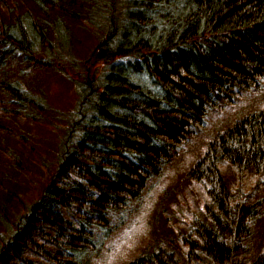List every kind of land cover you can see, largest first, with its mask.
<instances>
[{"label":"trees","instance_id":"16d2710c","mask_svg":"<svg viewBox=\"0 0 264 264\" xmlns=\"http://www.w3.org/2000/svg\"><path fill=\"white\" fill-rule=\"evenodd\" d=\"M95 13L99 24L92 19ZM69 22L83 36L91 25L94 34L104 36L90 53L95 75L70 73L75 86L89 80L92 87L77 86L72 110L48 117L52 128H63L54 176L64 174L66 185L54 190L46 183L36 201L41 209L35 211L33 203L26 215L11 216V207L0 202V264H93L111 232L124 222L130 203L142 199L165 172L182 166L184 195L172 201L174 213L162 214L161 225L155 221L163 231L152 226L156 233L124 264H264V236L252 229L263 207L241 192L244 178H264V102L239 107L263 91L264 0H0V64H15L18 71L0 73L1 120L44 121L50 107L40 89L21 75L33 60L42 64L33 68L47 72L60 64L64 43L71 51L79 40L66 27ZM152 65L161 73L152 71ZM67 70L60 71L66 78ZM166 82L170 84L164 86ZM132 83L144 86L149 97L140 98ZM88 91L91 98L85 101ZM100 102L119 111L130 105L141 113L132 120L131 133L103 129V147L115 145L124 158L113 164L90 152L99 146L90 119L102 110V121L108 112ZM91 103L95 108L87 106ZM227 111L234 119L226 129L200 136L211 115ZM62 116L64 123H58ZM2 126L1 136L29 145L27 135H12ZM196 138L207 142L192 149L201 158L185 160L182 150ZM90 141L94 143L82 153L81 143ZM8 151L0 153L13 159ZM213 185L219 192L227 188L229 195L223 190L213 198ZM4 186L0 177V194L8 192ZM70 220L77 229L57 225ZM17 243L37 255L23 260Z\"/></svg>","mask_w":264,"mask_h":264},{"label":"rangeland","instance_id":"374dc122","mask_svg":"<svg viewBox=\"0 0 264 264\" xmlns=\"http://www.w3.org/2000/svg\"><path fill=\"white\" fill-rule=\"evenodd\" d=\"M17 3L20 13L24 12L21 2L17 1ZM31 11L34 12L33 9ZM92 19L94 23H100L99 14L95 13ZM66 26H69V30L73 31L75 38H79L78 41L75 40L72 44L71 52H73V57L79 58L80 60L83 59L86 54H90L96 42L101 40L104 36L103 33L94 34L93 32L96 28L92 25L84 32L85 37L80 28H78L77 25L75 26L74 23L69 22ZM13 66L16 69V65ZM33 73L34 71L29 70L27 76L33 79ZM9 74L12 75L13 72H9ZM39 80L41 82L46 81L50 86L49 89L44 92V100L50 107L49 112L44 117V121H40L39 124H29L28 122L18 119H11V121L4 118L2 120L0 119V124L3 125V128L10 131L12 135H27L29 142V145L27 144L25 146L21 143H16L12 137L0 135L1 152L2 150L4 152H9L8 150H11L14 153L13 159H8L3 153H0V177L3 182H5V190L8 191H3V193L0 194V202L6 209L7 206L11 207L7 209V211L14 217L30 213L31 205L42 198V190L43 186L47 183L46 180L55 173L59 159L58 143L61 136L63 138L64 132L63 128H52V125L48 123V117H57L59 113L67 114L68 112L66 111L68 109L72 110L73 106H75L73 89L70 88V85L64 78L50 73L44 76L41 75ZM262 86L263 91L255 93L249 98L247 97L242 106L240 104L239 107L245 108L256 100L264 102V82ZM229 112L231 111L219 115H211L199 131L200 136H205L207 138L216 132L226 129L228 127L227 124L234 119V117L228 116ZM57 122L64 123L63 116ZM49 127L52 128V130L54 129L53 132L50 131ZM197 140L198 138L190 141L187 146H184L182 154L186 156L185 160L187 158L191 159L192 149L198 144ZM33 168L36 174L32 177ZM26 169H28V172L24 173ZM183 170L184 166L180 167L178 170L175 168L168 170L162 178L150 184L146 195L142 199L137 201V203H130L126 211L129 213L125 216V219H123L124 222L122 225L118 226L114 232H111L112 237L108 238L105 244L102 245L103 249L93 264H124L134 257L136 252L135 249L147 244L148 239L161 230L160 226H156L155 221L158 220L161 225V215L173 214L174 212L171 207L172 201L175 197L184 195L183 185H181L180 182V175L183 173ZM244 179L245 181H243V186L241 187L242 196L253 197L258 203L261 200L263 201L262 212L258 215L260 222L254 221L252 229L255 231L254 235L258 233L260 236H264V178L259 180V182L252 176ZM6 198H8V200H6ZM19 201L25 206L22 207L23 204H20ZM260 207L261 206H259V208ZM24 209L26 210L24 211ZM180 212H182L181 214L183 216H186L185 212L181 210ZM183 218L184 222L188 223V218ZM152 226L156 231L154 234L153 231H151ZM9 231L10 229L6 227L4 233L8 234ZM162 231L163 227L160 232ZM166 232L168 233V230H166ZM103 234H105V232L101 235L104 237ZM126 256L128 259L125 258Z\"/></svg>","mask_w":264,"mask_h":264},{"label":"bare ground","instance_id":"6f19581e","mask_svg":"<svg viewBox=\"0 0 264 264\" xmlns=\"http://www.w3.org/2000/svg\"><path fill=\"white\" fill-rule=\"evenodd\" d=\"M66 27H68V26H66ZM142 28H141V30H143ZM18 38L19 37L16 38L17 41H18ZM61 52H63L64 58L60 59V61H59L60 64L57 65V66H54L55 68L53 70H51L50 72L44 71V67H36V68H33V66H36V65L42 66V64L40 63V59L33 60L31 62H28V64H25V66H24L26 68V71L27 72L25 71L24 72V75H21V76H25V79H26V81L28 83H30L31 85H34V87H37V88L40 89L41 98H44L45 97L44 92L47 91L50 86L48 85V83L46 81L45 82H41L39 80V78L41 77V75L44 76V75H47V74H50V73H53L55 75H59L60 77L64 78L68 82V84L70 85V88L73 89L74 95H75V91L76 92L78 91V87L79 86H83L84 88H88V89L92 87V83L89 80H86L84 83L77 84L75 86L73 84V82L71 81L73 75H70V73H71V74L78 75V77L79 76H83L85 78L86 75H90V77H93L95 75V71L91 68V67H93V64L91 63V55L90 54H86L85 57L83 59H81V60L79 58L74 57L75 60H79V63L78 64L74 63V64L71 65L68 62V60H71L72 61V59H73L72 53L73 52H71L69 50V46H67L66 43H64L63 48L61 49ZM1 59L3 61H5L3 56L1 57ZM13 65H15V64H11V63H9V64L8 63H6V64L3 63L2 64L1 63L0 64V67L2 69L0 70V73L3 74V75H5L4 72H7L6 75L12 76V75L9 74V72H13L14 71V73L17 74L18 71H17V69L14 68ZM69 65H71V66L67 70V68H68ZM129 69H130V67H127V70H129ZM29 70L34 71V73H33L34 74L33 79H30L27 76ZM66 70L69 72V76H67V78H66V75H64L62 73L64 71H66ZM60 71H62V72H60ZM152 71L157 72V73H161V70H158V69L156 70L153 65H152ZM0 78L2 79L1 76H0ZM169 84H170V82H166L164 84V86L169 85ZM131 87H132L133 90H138L137 93H139V97L140 98L149 97V95L145 91L146 88L144 86L142 88V86H140V84H138V83H132L131 84ZM83 96H85V101L86 100H90V98H91L90 91H88ZM100 104H102V107H104V109H106L108 112H104L103 113L102 121H100V115L102 114V110L100 109L101 112L100 113H97L96 112L95 116H93V120L91 118L90 119V122H89L91 124V126L94 127V131L99 136V140H97V143H99V146L98 147L97 146L91 147L92 144L94 143L93 141H90L88 143H81V152L82 153H86L85 150H89L87 147H91L92 149H90V152L92 150H94V151L91 152L92 154H94L93 156H95V157L96 156H98V157L99 156H102L104 158V163L105 164H113V162H120L124 158H122L120 156L121 151L115 145L106 146V148L103 147L104 146L103 143H102L103 142V139L101 137L102 136L101 134H103V129H111V130H113L111 132L117 131V132L121 133V131H123V129L125 128L124 132H127V133L133 132L132 127L134 126V123H133L132 120L133 119L140 118V117H137V115L140 113V111H138V110H140V109H137L135 107H132V106L128 105L126 107H123L122 110L119 111V110H113V105H111L110 102H100ZM87 106H89L91 108H95V106H94L93 103L87 104ZM159 110H160V112L164 113V111L161 110L160 108H159ZM102 122L104 123V127L101 126V123ZM197 141H198V143H199V145L201 147L204 146L207 143L205 140H197ZM31 147H33V146H31ZM58 150H59V146H58ZM191 157L194 160H196V161H197V159H200L201 158V156L198 153L197 154L196 153L194 154L193 152L191 153ZM70 164H71V166H73L72 162H70ZM128 166L129 167H134V164L129 163ZM128 166H127V163H126L125 164V167H128ZM68 168H71V167L69 166ZM68 168H67V170H68ZM26 172H28V169H26L24 171V173H26ZM74 173H75V171H73L72 176H73ZM35 174L36 173H35V169H34L32 171V177ZM54 175L55 174H52L51 177L46 180V182H47L46 185H48L50 188H52L54 190L55 189L64 188V186L66 184L63 185V186H62V184H64L63 178H64L65 175L64 174H63L64 176L63 175H61V176L60 175L54 176ZM184 175H185V173H182L180 175V179H182L184 177ZM144 178H146V176ZM121 184L123 185L124 182H122ZM216 185H218V182L216 183ZM223 190H226V194L229 195V190L227 188L221 187L220 192H222ZM43 191H44V189L42 190V193H43ZM220 192H219L218 186H214L213 185V187L211 188L210 194H211V196L213 198H217V197H219ZM252 200H253V203L254 204L258 203V201L255 198H253V197H252ZM239 201H240L241 205H244L245 204V202H244L243 199H239ZM255 201H257V202H255ZM215 203H217V201ZM258 204H259V206L260 205H263V201L261 200ZM33 209L35 211H38V210L41 209L40 206H39V202H35V204L33 205ZM43 209H45V207ZM120 214H121V212L118 215H120ZM44 215H46L47 218H50L51 217L48 214H44ZM74 223L75 222L73 220H70L69 222H67L65 224H60L58 222L57 225L62 226L63 228L64 227H67V228L69 227L71 229H77L73 225ZM53 224H56V221L55 220H53ZM39 225L40 224H37L33 228L35 229V228L39 227ZM34 229L32 230V232H33L34 235H36L37 233H36V230H34ZM64 231H65V229H64ZM43 233H44V231H43ZM66 233L67 232H65V234ZM23 247L26 248L27 246L24 245V244H22V243H17L15 245V249L18 251V253L20 254L21 258H23V260H29L31 256L37 255V253H33V252H30V251L27 252V251L23 250ZM34 247H35V249H37V252H39V246H37V245L34 244Z\"/></svg>","mask_w":264,"mask_h":264}]
</instances>
